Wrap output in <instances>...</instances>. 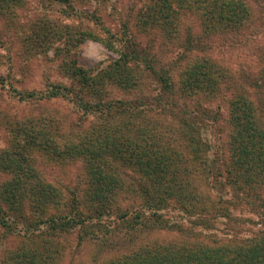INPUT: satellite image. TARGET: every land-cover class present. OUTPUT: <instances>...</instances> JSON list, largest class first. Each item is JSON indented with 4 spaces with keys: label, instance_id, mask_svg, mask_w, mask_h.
Masks as SVG:
<instances>
[{
    "label": "trees",
    "instance_id": "trees-1",
    "mask_svg": "<svg viewBox=\"0 0 264 264\" xmlns=\"http://www.w3.org/2000/svg\"><path fill=\"white\" fill-rule=\"evenodd\" d=\"M176 1L190 11L200 9L207 15L206 29L219 33L240 29L252 15L246 0ZM22 3L0 0V12L8 15ZM150 9L146 23L173 38L170 28L179 17L174 0L155 2ZM48 34V29L39 34L42 45L54 37ZM128 42L109 44L119 56L99 70L76 60L63 64L71 86L52 83L44 94L14 90L22 100L63 98L73 105L77 122L89 123L74 134H66L55 116L13 128L15 148L8 145L0 152V172L9 174L0 183V227L7 236L23 239L2 252L1 263L59 264L64 249L60 240L73 233L80 244L102 245L125 230L133 243L134 233L160 229L184 233V238L132 246L103 264H264V232L244 237L205 232L219 218L231 216L228 203L234 201L224 198L227 185L237 194L254 197V209L264 213V107L247 95L230 100L229 155L216 162L210 158L206 132L220 114L201 100L213 101L224 90L220 69L186 52L188 59L182 58L175 77L177 66L159 65ZM2 57L0 53V65ZM148 80L157 94L141 93ZM167 134H178L181 143L176 146ZM40 154L48 164L81 162L85 191L73 189L68 196L48 181ZM209 175L215 177L213 182ZM199 177L206 181L202 191L193 181ZM125 200L139 206L122 209ZM185 221L200 230L188 225L186 229Z\"/></svg>",
    "mask_w": 264,
    "mask_h": 264
},
{
    "label": "rangeland",
    "instance_id": "rangeland-1",
    "mask_svg": "<svg viewBox=\"0 0 264 264\" xmlns=\"http://www.w3.org/2000/svg\"><path fill=\"white\" fill-rule=\"evenodd\" d=\"M160 1L23 0L21 6L8 15L0 12V53L3 55L0 65V152L8 145L15 148L17 143L13 139V128L19 122L27 123L32 119L41 122L46 116H49L48 120L55 116L62 120L59 124L66 134L78 133L89 123L77 122L78 116L73 105L63 98L51 101L22 100L15 95L14 90L44 94L52 83L71 86L72 80L65 74L63 64L76 60L82 67H95V70H99L119 56L117 51L108 47L109 44L124 46L126 40L130 39L129 44L135 43L159 65L177 66L175 77L182 58L187 56L186 52L191 53V58L195 60L208 59L220 69L224 90L213 101L202 99L201 102L220 114L218 120L210 121L214 123H209L206 135L211 144L210 158L216 162L225 161L229 155L227 142L232 130L229 121L230 100L239 94L247 95L255 105L264 107V0H246L252 10L249 21L240 29L224 33L207 30L204 22L207 15H201L200 9L190 11L189 8H182L181 3L174 0L179 11L175 21L177 25L170 28L174 39L167 36L160 27L154 28V25L146 23L151 6ZM47 29L50 30L49 39L54 37L42 45L39 34ZM189 39H192L191 44L188 43ZM187 46L189 51H186ZM92 48L97 55H86ZM155 88L151 80H148L147 87L141 93L155 95ZM112 92L119 95L121 91L113 89ZM168 134L167 138L176 146L181 143L178 134L174 137ZM41 156H38V161L48 181L68 196H72L73 189L78 193L81 189L85 191L86 174L81 162L48 164L42 162L44 158ZM8 178L9 174L0 172V183ZM214 178L209 175L208 181L213 182ZM193 181L202 191L206 182L203 177ZM226 191L224 198L234 201L232 205L228 203L231 216L219 218L215 227L205 232H212L217 237L234 234L244 237L264 232V213L252 205L256 199L237 194L228 185ZM120 206L133 211L139 203L125 200ZM170 214L176 218L177 212ZM186 222V229L188 225L195 232L200 230ZM125 231L112 237L108 244L102 245L96 242L80 244L76 233L64 236L60 240L64 249L59 264H103L132 246L157 241H182L184 238V233L177 231L152 229L134 233L132 239L136 237V241L131 243V232L128 234ZM193 236L203 238L202 235ZM22 239L16 234L7 236L0 227V264L2 252L17 246Z\"/></svg>",
    "mask_w": 264,
    "mask_h": 264
},
{
    "label": "clouds",
    "instance_id": "clouds-1",
    "mask_svg": "<svg viewBox=\"0 0 264 264\" xmlns=\"http://www.w3.org/2000/svg\"><path fill=\"white\" fill-rule=\"evenodd\" d=\"M86 55H89V56H95V55H97V53H96L95 49L92 48V49H90V50L86 53Z\"/></svg>",
    "mask_w": 264,
    "mask_h": 264
}]
</instances>
